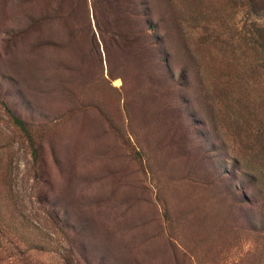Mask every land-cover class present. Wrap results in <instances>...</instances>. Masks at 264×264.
Segmentation results:
<instances>
[{"label":"rangeland","instance_id":"374dc122","mask_svg":"<svg viewBox=\"0 0 264 264\" xmlns=\"http://www.w3.org/2000/svg\"><path fill=\"white\" fill-rule=\"evenodd\" d=\"M93 1L0 0V264H264V0Z\"/></svg>","mask_w":264,"mask_h":264},{"label":"trees","instance_id":"16d2710c","mask_svg":"<svg viewBox=\"0 0 264 264\" xmlns=\"http://www.w3.org/2000/svg\"><path fill=\"white\" fill-rule=\"evenodd\" d=\"M66 3L70 4V2H66ZM130 3L131 4L127 2L125 4L123 3V0H103V1L94 0L92 3V12L94 15L97 32L99 33L101 37V41L104 47L107 48V50H108V46H110L111 44L112 45L117 44L119 46H124V47H127L129 45L128 44L129 38L126 35V32L122 33V31H123L124 24L126 22L125 16L127 17L129 15H133L135 14V11H136L135 8H131V5H133V2L130 1ZM70 7L72 8V10H75L74 12H72V15L78 14L79 11L84 12V14L86 13L84 22H86L87 26H89L88 24L89 17H90L89 7L88 9H85V8L83 9V6L80 3H79V7L73 6V5H70ZM53 13H56V12L51 11L48 14V16H46L45 18L50 19ZM123 18L125 20L124 22H123ZM91 24H92V19L90 20V26H92ZM127 30L130 31L131 26L128 27ZM95 36L91 40V45H93L92 43L95 40ZM9 115L12 117L13 122L21 131H24L28 135L30 134L28 127L26 125V122L24 120L18 117L16 113L13 112L12 110L9 111ZM32 153H33V156L36 157L37 155L36 147H32Z\"/></svg>","mask_w":264,"mask_h":264}]
</instances>
